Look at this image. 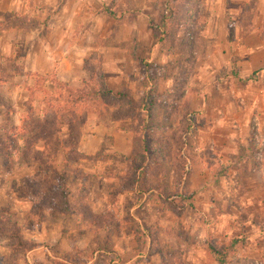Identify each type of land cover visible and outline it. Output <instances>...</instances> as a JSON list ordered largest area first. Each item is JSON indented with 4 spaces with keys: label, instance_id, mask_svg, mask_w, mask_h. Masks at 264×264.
<instances>
[{
    "label": "rangeland",
    "instance_id": "1",
    "mask_svg": "<svg viewBox=\"0 0 264 264\" xmlns=\"http://www.w3.org/2000/svg\"><path fill=\"white\" fill-rule=\"evenodd\" d=\"M90 4L89 40L99 50H90L83 64L73 65L81 76L69 82L46 77L0 82V264H264V207L257 203L264 202L263 193L223 192L217 181V226L211 223V208L195 206V186L212 179L194 169L207 162L198 158V133L187 120L193 113L182 108L183 94L197 90L199 78L211 89L218 78L215 70L224 79L235 72V65L226 68V49L217 45L234 40L233 25L224 36L219 19L239 20L243 28L251 20L259 23L263 18L256 12L264 10V1L90 0ZM230 8L240 12L239 17H213ZM36 25L33 19L26 26L30 32ZM95 26L97 35L92 31ZM9 68L19 72L17 66ZM118 68L122 74L115 73ZM0 76L6 77L1 70ZM108 90L131 97V103L114 95L93 98ZM144 99L152 103L149 119L143 112ZM188 104L198 102L190 98ZM30 117L40 122V128L25 135L26 143L38 140L37 153L18 141L22 124ZM143 119L149 124L150 139L145 160ZM114 120H123L120 131L130 132L133 154L118 169L112 141L104 140L95 155L84 151V139L106 133ZM10 125L17 129L10 130ZM213 172L227 180L223 165H216ZM120 188L128 196L122 199L124 207L119 205ZM154 189L157 193L150 191ZM247 196L253 200L250 205L240 202ZM129 198L140 205L153 203L155 223L141 211L138 216L144 222H136L128 212ZM114 242L116 255L111 249Z\"/></svg>",
    "mask_w": 264,
    "mask_h": 264
},
{
    "label": "crops",
    "instance_id": "2",
    "mask_svg": "<svg viewBox=\"0 0 264 264\" xmlns=\"http://www.w3.org/2000/svg\"><path fill=\"white\" fill-rule=\"evenodd\" d=\"M90 5V0H67L63 5L59 4V0H0V70L6 75L1 79L2 82H10L16 77L19 80L46 77L47 80L69 82L76 77L79 72H74L73 65L83 64L88 52L98 49V45L89 40L91 28L87 26L92 17ZM216 13L213 17L226 18L239 17L240 12L230 8ZM256 14L263 18L262 21L256 23L255 20H251L245 28L239 24V20L233 23L219 19L222 21L220 32L222 31V34L224 32V36L230 34L233 25L234 40H226L225 43L217 45L220 46L218 49H226L223 53L226 68L235 65V72L224 79L215 70L218 78L211 89H206L204 81L199 78L201 82L199 88L194 92L186 90L183 94L182 108L193 113L192 118L187 120L198 133L196 139L198 158L207 162L206 167L203 168L202 165L194 169L198 175V171L210 174L212 179L208 182L202 180L195 186L194 201L198 210L211 208L212 212L218 211L217 181L221 182L223 192L264 194V10H258ZM6 17L10 20L13 18V25ZM33 19L37 25L30 33L26 25ZM92 31L97 35L98 26ZM10 65L17 66L19 72L9 68ZM116 65L121 66L122 62L116 61ZM116 72L122 74V69H115ZM190 98L196 100L198 104L196 106L188 104ZM106 110L113 113L108 108ZM9 113L11 115L12 112ZM122 122L123 120H114L107 124L109 128L106 127V133L88 135L84 139V151L90 156L95 155V151L100 149L104 140L112 141L118 151L113 153L117 155L114 158V166L118 169L120 163L133 156L130 153L131 143L127 135L130 132L120 131ZM206 152L210 155H205ZM216 165H223L227 169V180L224 181L220 176L214 175ZM100 179L105 181L104 178ZM100 189L102 190L101 185ZM150 191L157 193L158 190ZM123 192L125 191L120 188L118 192L120 206H123L122 199L128 198L126 194L122 195ZM105 197L103 194L102 198ZM247 198L249 199L243 198L240 202L242 204L248 202L250 205L253 200L250 196ZM129 199L131 200L128 212L136 222H144L138 216V211H141L146 215L148 222L155 223L152 215L155 208L153 203L140 205L136 199ZM257 203L264 207L263 201L258 200ZM102 204L111 208V205L103 200ZM213 214L211 223L217 226L220 220L217 213ZM121 222L118 220L117 224L121 225ZM217 229L218 227L216 229L214 227L213 232H217ZM115 247L117 245L114 242L111 249L116 255L118 252ZM32 251L35 249L30 250ZM114 259H118L117 256H114ZM88 262L87 264H91Z\"/></svg>",
    "mask_w": 264,
    "mask_h": 264
},
{
    "label": "trees",
    "instance_id": "3",
    "mask_svg": "<svg viewBox=\"0 0 264 264\" xmlns=\"http://www.w3.org/2000/svg\"><path fill=\"white\" fill-rule=\"evenodd\" d=\"M7 21H12L10 20L8 17H6ZM13 19V18H12ZM0 82H1V76H0ZM114 95V97L119 98L121 100H125L128 102V100L132 101L131 97L125 96L124 94H113L112 92H110L109 90L106 91L105 93H97L94 94L93 98L99 97V98H103V97H109ZM152 103L148 102L147 100L144 99L143 103H142V107H143V112L145 114V118L149 119L150 114L152 113ZM9 112V110H8ZM33 121V123H32ZM143 126H142V140H141V145H142V158H147L148 154L150 152V139H149V135H148V125L146 120L143 119ZM34 126L33 130L32 127ZM39 128H40V122L34 118V120L31 119V117L29 118V120L27 119L26 121L23 122L22 124V130H21V134L18 137V141L23 140V146L24 148H26V150H28L31 153H37V146L36 143H38V140H34L32 141L30 139L29 142L26 143V140L28 139V137H25V135H29V134H33V131H37L39 132ZM17 129V126H11L10 125V130L15 131ZM32 132V133H31ZM26 146V147H25ZM24 148L22 147V149L24 150ZM38 160V159H36ZM47 160H49V158H47ZM67 160H69L67 158ZM40 161V160H39ZM39 170V169H38ZM39 174H41V171L39 172ZM35 179V178H34ZM36 180V179H35ZM49 189V188H48ZM49 192V190H46L44 193ZM37 197H39V195H37ZM44 197V196H43ZM212 253L215 254V252L212 250ZM220 264H222L220 262Z\"/></svg>",
    "mask_w": 264,
    "mask_h": 264
}]
</instances>
